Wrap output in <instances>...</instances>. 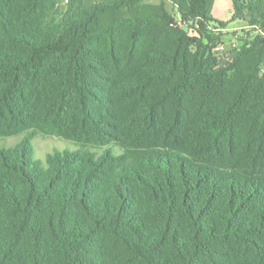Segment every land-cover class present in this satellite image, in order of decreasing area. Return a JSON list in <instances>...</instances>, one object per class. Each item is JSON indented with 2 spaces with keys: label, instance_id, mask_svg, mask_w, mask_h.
Here are the masks:
<instances>
[{
  "label": "trees",
  "instance_id": "obj_1",
  "mask_svg": "<svg viewBox=\"0 0 264 264\" xmlns=\"http://www.w3.org/2000/svg\"><path fill=\"white\" fill-rule=\"evenodd\" d=\"M141 1L0 0V264H264V35L218 65L214 0H174L180 27Z\"/></svg>",
  "mask_w": 264,
  "mask_h": 264
},
{
  "label": "rangeland",
  "instance_id": "obj_2",
  "mask_svg": "<svg viewBox=\"0 0 264 264\" xmlns=\"http://www.w3.org/2000/svg\"><path fill=\"white\" fill-rule=\"evenodd\" d=\"M57 5L56 7L65 11L67 5L70 0H55ZM95 1V0H92ZM239 4L244 7L242 9V13L244 15L249 14L248 10L245 8L247 3H252L255 0H237ZM163 4L165 9L168 13L174 18L176 25L173 27H180L181 26V17L178 13V6L174 0H143L139 3L138 6V14L142 15L147 12L150 5H158ZM237 11L233 6V0H214L211 7V16L215 18L217 21L221 22L224 26H219L214 23H210L208 30L211 32L208 34L214 37L212 43L207 42L205 38L202 40V43L209 47V52L211 53L212 57L216 59L218 65H223L230 59L232 54L235 51H239L245 44L251 42L255 36L257 35H264V23L262 24H251L249 22V15L244 17L235 18L232 20V17L237 15ZM185 25V24H184ZM190 26L193 25L194 27H198V22L190 23ZM186 29L188 28L187 25ZM217 38V39H216ZM263 72V70H262ZM165 85L159 84L152 86V91L157 92L160 89H163ZM235 89V82L234 80L230 82L229 89L225 96L229 94H233ZM187 102L191 105L195 106L199 100V92L193 91L190 95L186 97ZM210 101V100H209ZM175 98L172 95H167L160 106L159 116L164 122H169L172 116L175 113ZM208 103V102H207ZM206 103V104H207ZM218 102L213 101L209 102L206 105V108L209 110H215L217 108ZM245 122L242 121L241 124ZM263 122H264V113H263ZM20 140V137H0V146H12L16 144ZM32 146H33V157L40 161H45L47 154L52 153L55 150H63L69 149L73 150L75 148L74 145L71 143L58 138L56 136H43L42 134H38L36 137L32 139ZM112 150L114 153H119L121 150L118 146L111 145ZM96 153H100L102 149H92ZM236 158V157H235ZM254 165L257 169L264 171V157L257 158L254 162ZM261 174L264 175V172ZM99 241L104 242L105 248L109 246V249L113 251L114 244L113 242L110 243L108 239L104 237H100ZM110 243V245H108ZM112 255L107 256L110 262H113L111 259ZM140 264V263H137Z\"/></svg>",
  "mask_w": 264,
  "mask_h": 264
}]
</instances>
